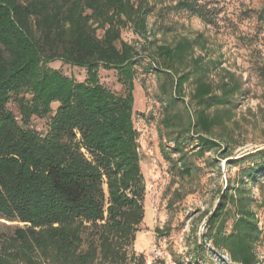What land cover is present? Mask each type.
I'll use <instances>...</instances> for the list:
<instances>
[{"label": "trees", "instance_id": "1", "mask_svg": "<svg viewBox=\"0 0 264 264\" xmlns=\"http://www.w3.org/2000/svg\"><path fill=\"white\" fill-rule=\"evenodd\" d=\"M176 6L207 22L196 0H177ZM125 27L146 31L145 8L133 0H0V218L15 223L0 239V264L142 261L133 251L145 195L133 123L139 53L122 39ZM191 42L154 49L174 93L165 95L162 123L174 130L169 141L175 152L188 140L200 157L214 153L207 164H238L234 179L218 191L205 239L231 262L259 264L252 188L263 187L264 147L230 158L226 123L243 93L241 83L227 71L211 81L201 57L179 73L176 62ZM56 60L84 69L85 78L76 81L48 65ZM100 67L116 71L123 93L99 82ZM257 73L264 80V64ZM185 83L192 85V107L184 103L183 120L171 108L183 99ZM161 88L166 93L167 81ZM11 100L18 117L6 106ZM33 119H43L45 129L34 128ZM178 160L180 173L190 177L188 162ZM263 195L256 207L264 205Z\"/></svg>", "mask_w": 264, "mask_h": 264}, {"label": "rangeland", "instance_id": "2", "mask_svg": "<svg viewBox=\"0 0 264 264\" xmlns=\"http://www.w3.org/2000/svg\"><path fill=\"white\" fill-rule=\"evenodd\" d=\"M176 1L133 0L135 5L145 8L146 31L136 33L125 27L121 33L122 39L139 53L134 64L133 123L138 132L145 195L144 219L136 233L133 251L142 259L137 264H238L231 262L223 251L213 249L205 239L207 217L217 207L218 191L225 188L227 180L234 179L238 164H228L225 159L207 164L206 159H212L214 153L200 157L188 140L182 144L181 152L174 151L175 145L169 141L175 135L174 130L162 123L166 96L173 93L170 77L153 54L157 45L174 46L188 39L192 48L176 62L179 73L190 70L194 59L201 57L209 67L207 76L211 81H217L226 71L234 74L243 93L236 100L232 120L226 123V131L233 139V148L228 149L230 158L262 148L264 80L257 73V66L264 64V0H196L204 7L207 22L195 12L178 8ZM211 61L216 62L215 68ZM48 65L76 81L85 78L82 68L58 60ZM170 73L173 77V72ZM98 77L107 89L123 93L124 87L114 69L100 67ZM165 81L166 93L161 88ZM191 89L192 85L185 83L183 99L171 108L183 120L184 106L192 107ZM6 106L18 117L13 100ZM31 124L40 131L45 129L43 119H33ZM179 157L188 162L190 177L180 173ZM261 181L262 189L257 183L252 188L257 203L263 200L264 177ZM257 203L252 208L257 211L261 234L254 249L259 264H264V205L256 207ZM13 225L0 218V239Z\"/></svg>", "mask_w": 264, "mask_h": 264}]
</instances>
